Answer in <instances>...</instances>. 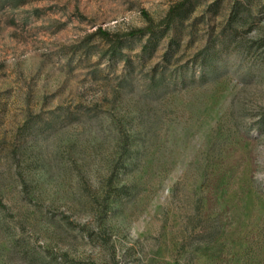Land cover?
Instances as JSON below:
<instances>
[{
  "label": "rangeland",
  "instance_id": "rangeland-1",
  "mask_svg": "<svg viewBox=\"0 0 264 264\" xmlns=\"http://www.w3.org/2000/svg\"><path fill=\"white\" fill-rule=\"evenodd\" d=\"M0 264H264V0H0Z\"/></svg>",
  "mask_w": 264,
  "mask_h": 264
},
{
  "label": "trees",
  "instance_id": "trees-1",
  "mask_svg": "<svg viewBox=\"0 0 264 264\" xmlns=\"http://www.w3.org/2000/svg\"><path fill=\"white\" fill-rule=\"evenodd\" d=\"M175 12H179V15H183L182 8H178L177 7V8H173L170 11L169 16H171ZM238 16H239V12L237 11V9H235L234 14L232 15V18H236ZM166 22H167L166 23V28L167 29H170L172 26H174L175 23H177V21H166ZM229 22L233 23V22H236V21H229ZM240 22H243V21H240ZM139 34H142V33H139ZM139 34L138 33H133L134 36H137ZM158 36L159 35L157 34V32L155 30H152L150 32V39L142 47V54L143 55H149V54H151V52H153V50L155 49V46H156L155 44H156V40H157ZM227 42H229V43H227ZM174 43H175V41H173V44ZM225 43L230 44V41L227 39L225 41ZM118 44H119V46H122L124 44V41L123 40H119ZM111 50H112L111 52H112L114 58L117 57L118 59H123V60H125L128 63V65L131 64V58L129 56L124 55L119 47H115L114 46ZM215 54H216L215 50L214 49L212 50V48H209V50L206 51L205 58H204V63H203V66H202V70L205 71L207 69L208 61L213 59ZM165 70H166L165 66L162 68V71H158V69H156L155 74L153 75V77H151V79L156 82L155 84H157L156 85L157 88H166V86H167L165 81H161L164 78V76H165V73H166ZM206 75H207V73L204 72V74L202 75V79L203 80L206 77ZM157 76L159 77V81H157Z\"/></svg>",
  "mask_w": 264,
  "mask_h": 264
}]
</instances>
